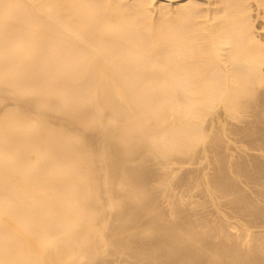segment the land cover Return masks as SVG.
<instances>
[{"label":"bare ground","instance_id":"1","mask_svg":"<svg viewBox=\"0 0 264 264\" xmlns=\"http://www.w3.org/2000/svg\"><path fill=\"white\" fill-rule=\"evenodd\" d=\"M247 112L264 126V0H0V264L208 254L184 223L128 234L158 188L145 161L161 172ZM236 243L214 253L244 264Z\"/></svg>","mask_w":264,"mask_h":264},{"label":"rangeland","instance_id":"2","mask_svg":"<svg viewBox=\"0 0 264 264\" xmlns=\"http://www.w3.org/2000/svg\"><path fill=\"white\" fill-rule=\"evenodd\" d=\"M251 12L255 13V10ZM258 21L259 19L255 18L254 25L256 22V25H258ZM12 101L8 98L3 100L4 105H7L6 107H10L11 104L13 105ZM246 114V116L244 115L240 120H234L233 122L227 120L229 124L225 122V119L223 118V126H219L218 120L215 118L216 116L214 119H216L217 122L214 119H209L204 123L203 126L205 127L206 132L212 135L209 136L208 140L210 137L215 138L217 135L216 139L218 140V138L222 136V140L220 138V142L222 141V144L220 143L221 146H216L217 148L213 149L214 151L210 149V140L212 142L216 140H207V143H204L207 146H199L197 149L198 152L196 151L195 155L180 157L178 162L175 161L169 164V166L161 172L156 171L157 173L153 170H157L156 168H158L157 161H145V167H147V170L150 171L148 172L151 174L148 173L149 178L151 177V179L148 178V180L150 184L152 183L151 185L155 183L158 188L157 190H154L156 192H152V194L155 193L154 196L152 195L154 200L151 198L150 201L154 204L150 202V209L146 208L149 212L146 213L145 210V213L143 211L140 212L143 214H138V217L136 216V220H134L131 225V228L133 227V229L129 231L130 228L128 234H133V230L135 233L140 228L139 231L143 230V233H146V235L148 234L147 237L152 233L150 235V238H152L151 236H153L155 229L154 238H160L157 240H161L162 234H160L159 229L157 232V228H160L159 226H163V224L165 225L168 221L169 223L167 225L171 224L170 221L172 224L174 223L173 221H175V224L178 223L181 227L185 224L183 228L185 230L190 229V231H188L191 235H194L195 233V237H202L201 239L195 238V241L197 244L199 243L198 241H200L199 244L204 245L203 247L209 255L204 252L202 256H199L200 258L198 260L201 261H198L197 259L192 261L186 250L179 249L174 252L175 256L173 255V257L177 260H173L172 258L173 264H228L227 260L230 261V258L232 259V257L229 255L227 256V254H220L225 256L221 257L219 255L220 257H217L214 252L217 247H222V245L224 248L226 246L227 248H230L233 245L232 243H234L233 246H236V242H238L237 250L240 247L243 252L241 254L239 250L238 255L241 254L240 256H243L244 260L247 254L248 257L250 256V253L255 254H252L251 256H264V126L258 122L255 123L253 121L254 117L251 113L248 114L247 112ZM218 115L220 119L219 121H221L220 117H224L222 110L220 111L219 109ZM251 116L253 118H251ZM249 122L253 123L250 124ZM213 134L217 135L214 136ZM215 156H218L219 160H216L217 158ZM222 162H224V165H222ZM218 163L224 166V171L226 172H222L223 167L221 168V165H218ZM249 163L250 167H252V173H250L249 177L248 175L246 177L241 175V173L238 174V172H235L236 167L241 168L244 165L246 167L249 166ZM253 163H257V168H254L255 164L253 165ZM218 171L221 172V174H219ZM162 172L166 174L164 175ZM162 175L165 176L164 178L167 181H165L164 185L159 186L156 179H159ZM207 175L209 177H207ZM217 175L219 177L224 175L225 177H223H227L226 179H228L229 176L234 188L217 185ZM212 177L215 180L212 179ZM209 178L210 180L212 179L211 183L210 180H208ZM206 181H209L208 186ZM156 218L157 220L155 221ZM153 220L154 222H150ZM177 220H182V222L179 221V223ZM134 223L136 225L138 224V228L137 226H133ZM149 227L150 230L146 229L148 231H145V228ZM164 228L166 227L163 226L161 232ZM245 228L247 229L246 231ZM200 230L202 232L199 233ZM124 234L127 236V232ZM159 234L161 235L160 237ZM121 235L123 236V234H120L119 237H122ZM248 240H250V242ZM197 247H199V245H197ZM206 247H208V249L209 247L211 248L210 252H208ZM233 254L234 256L237 255H235V253ZM130 255L132 254L124 251L121 252V254H113L110 258L109 255L108 258L110 262L108 261V258H106L105 260L107 262L103 261L102 263L101 261L100 263V261H95L94 264H138L137 262L139 260L133 258L136 262L135 260L133 261L132 256L129 257ZM213 255H215L216 258ZM227 257L229 258L227 259ZM241 259L244 264H248L246 260L244 261L243 258ZM140 261L139 264H143L142 260ZM154 263L162 264L160 262Z\"/></svg>","mask_w":264,"mask_h":264}]
</instances>
